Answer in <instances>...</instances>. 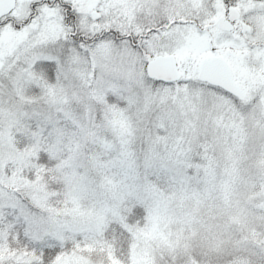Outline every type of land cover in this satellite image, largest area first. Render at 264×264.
Wrapping results in <instances>:
<instances>
[{
	"label": "snow or ice",
	"instance_id": "snow-or-ice-1",
	"mask_svg": "<svg viewBox=\"0 0 264 264\" xmlns=\"http://www.w3.org/2000/svg\"><path fill=\"white\" fill-rule=\"evenodd\" d=\"M0 264H264V0H0Z\"/></svg>",
	"mask_w": 264,
	"mask_h": 264
}]
</instances>
